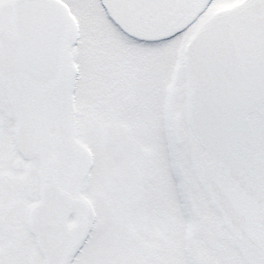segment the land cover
Listing matches in <instances>:
<instances>
[{"label":"snow or ice","instance_id":"6c2138e0","mask_svg":"<svg viewBox=\"0 0 264 264\" xmlns=\"http://www.w3.org/2000/svg\"><path fill=\"white\" fill-rule=\"evenodd\" d=\"M0 264H264V0H0Z\"/></svg>","mask_w":264,"mask_h":264}]
</instances>
